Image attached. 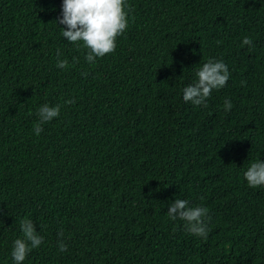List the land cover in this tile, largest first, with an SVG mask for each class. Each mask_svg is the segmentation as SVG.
<instances>
[{"label":"trees","instance_id":"obj_1","mask_svg":"<svg viewBox=\"0 0 264 264\" xmlns=\"http://www.w3.org/2000/svg\"><path fill=\"white\" fill-rule=\"evenodd\" d=\"M127 2L115 52L88 63L62 0H0V264L25 217L43 242L23 264H264V187L244 177L264 162V0ZM213 58L226 85L184 102ZM43 104L60 115L37 136ZM176 198L208 208L207 239L167 215Z\"/></svg>","mask_w":264,"mask_h":264},{"label":"clouds","instance_id":"obj_2","mask_svg":"<svg viewBox=\"0 0 264 264\" xmlns=\"http://www.w3.org/2000/svg\"><path fill=\"white\" fill-rule=\"evenodd\" d=\"M130 10L127 0H62L61 16L55 22L66 28L62 29V37H65L69 44H77L78 47L82 44L87 50L85 60L93 63L96 58L115 52L117 38L128 28ZM252 43L250 37H244L242 40V45L251 47ZM60 55L58 50L57 57ZM68 64L67 59H57L56 66L66 69ZM195 75L198 79L183 89V100L196 106L207 107L206 100L211 96L212 90L223 88L229 80L230 72L223 60L217 61L213 58L203 63ZM65 103L72 104L75 100L69 99ZM232 107L231 101L226 98L225 110H231ZM60 108L59 104H43L38 108L39 122L34 125L37 136L43 131V123L50 122L60 115ZM244 177L249 187H264V162L258 160L251 163L244 172ZM208 212L206 207L190 206L188 200L176 198L175 202L169 205L167 215L172 220L184 221L187 231L192 235L207 239L210 229L206 220H211ZM20 226L23 236L13 241L11 251L14 264H23L29 252L43 242V237L36 231L32 220L25 217L20 221ZM58 235L62 236L63 233ZM59 249L61 252L67 250L62 240L59 242Z\"/></svg>","mask_w":264,"mask_h":264}]
</instances>
